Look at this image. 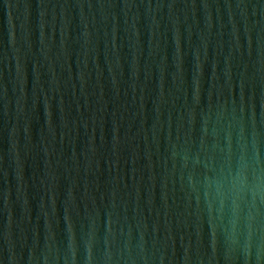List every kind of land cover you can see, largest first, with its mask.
<instances>
[{"label": "water", "instance_id": "obj_1", "mask_svg": "<svg viewBox=\"0 0 264 264\" xmlns=\"http://www.w3.org/2000/svg\"><path fill=\"white\" fill-rule=\"evenodd\" d=\"M258 184L264 0H0V264H264Z\"/></svg>", "mask_w": 264, "mask_h": 264}, {"label": "clouds", "instance_id": "obj_2", "mask_svg": "<svg viewBox=\"0 0 264 264\" xmlns=\"http://www.w3.org/2000/svg\"><path fill=\"white\" fill-rule=\"evenodd\" d=\"M248 169V164L244 161L243 157L241 158L240 168L239 170L233 174L231 170H229L228 174L224 177L223 181L217 180V192L216 195L220 198L221 204H223L224 199L227 196H231L233 212L238 216L241 203L246 200V191L247 188V176L246 172ZM259 179V177H257ZM228 183L230 185L228 192L222 190L223 183ZM252 200L255 202L258 199L264 201V190L260 189V185L258 184L256 189L251 190ZM249 227L251 228V220L253 216L249 213Z\"/></svg>", "mask_w": 264, "mask_h": 264}]
</instances>
